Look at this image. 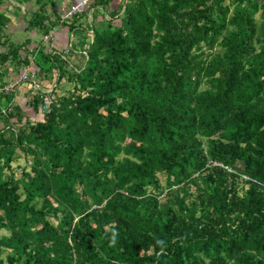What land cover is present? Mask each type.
<instances>
[{"label":"trees","instance_id":"16d2710c","mask_svg":"<svg viewBox=\"0 0 264 264\" xmlns=\"http://www.w3.org/2000/svg\"><path fill=\"white\" fill-rule=\"evenodd\" d=\"M111 1L0 0V264H264V0ZM27 67L35 119L4 88Z\"/></svg>","mask_w":264,"mask_h":264},{"label":"rangeland","instance_id":"374dc122","mask_svg":"<svg viewBox=\"0 0 264 264\" xmlns=\"http://www.w3.org/2000/svg\"><path fill=\"white\" fill-rule=\"evenodd\" d=\"M32 1H33V3L26 2V5H28V6H35L34 0H32ZM55 1H56V4L54 6H52V7L55 8V9H57L58 10L57 13L59 15H61V16H67L66 14L68 13L69 8H71L70 7L71 4L75 3V0H68V1L67 0H55ZM119 3H121L120 0H112L111 1V7L117 8V7L120 6ZM49 8L50 7L47 6V9L48 10H49ZM66 10H67V13H65ZM88 13H89L88 16H89L90 19H93V17L96 16L95 19H94V22L97 23V24L101 23V20L103 19V16L106 17V18H109V16L106 15V14L105 15H101V12L96 11V10L94 11V8L93 9L92 8H89ZM7 14L12 19V22L10 23L11 24L10 27L12 29H15V27L21 28V29H17L15 31V34H14V38L15 39H17V40H23L26 37H29L30 38V42H31V46H33L35 44L38 45V44H41L42 43V45H44L43 46L44 50L47 49V50H52L53 52L54 51L55 52H62V54L66 55L65 57H67V59H69L71 61V59L69 58L70 55H68L69 52L68 53H64V51L65 50H68L70 48L71 41H72V36L73 35L70 34L71 36H68V38H70V41H69L70 46L69 45H66L65 46L64 44H66L67 40H66L65 43H56V42H54V38L53 37H49V39H46V37H43L42 33L38 32L37 30H35V31H28L26 29H23V27L25 26V20H22V15L21 14L20 15L14 14L12 11H8ZM256 18H257V21L260 22L259 14L256 15ZM119 21H120V19L117 18V17L113 19V23L114 24H118ZM53 31L55 32L56 30L53 29ZM90 34H91V32H90ZM90 37H92V34H91ZM61 44H63V45H61ZM74 44H75V42H74ZM78 59L81 60V56ZM24 69L25 68H22L20 70H19V68L16 69V70L15 69L14 70L12 69L10 72L15 71V74L12 73L13 75L10 78H8V82H11L12 80L16 79L19 76L20 72L23 71ZM26 69L32 70L34 68L33 67H27ZM35 70L37 71V78H36V80H37V82H39V85H40V87H38V88H41L46 94H48V93L51 94L52 93V89H53V87L55 85L54 80L53 81L52 80L50 81V80L47 79L45 81H42L43 79H45V78H43L42 73H40V71L37 70V69H35ZM30 83L34 85V82H32V81H24V83L19 84V86L20 85H22V86L20 87V89H18L19 88V86H18L17 90L15 91L16 92V96H15L14 102L16 100H19V98L21 97V95L23 93L24 94L22 96H24V95L27 96L28 95V91L27 90H24V87L23 86H28L27 84H30ZM63 86L68 87V83L65 82L63 84ZM30 88L32 90H34V89L37 90L38 89V88H35V87L31 86V85H30ZM20 90L22 92L20 93V95H18V93H19ZM22 103L23 102H18V104L17 103L16 104L18 105L19 108H21L23 110L31 111L27 107L23 108L22 107L23 106ZM17 164H21V165L27 164V158H25L23 156V154H21V156L19 157V159L17 160V162H14L13 163V165H12L13 168L16 167ZM163 182H164V180L162 181V183ZM4 234H7V231L6 230H1L0 231V236H2Z\"/></svg>","mask_w":264,"mask_h":264},{"label":"built area","instance_id":"2783aa9c","mask_svg":"<svg viewBox=\"0 0 264 264\" xmlns=\"http://www.w3.org/2000/svg\"><path fill=\"white\" fill-rule=\"evenodd\" d=\"M87 2L88 0H80L78 1L76 4H74L69 10L68 13L66 14L68 16H72V14L74 12L77 11H81L82 9H85L87 6ZM55 32L53 30L49 31L47 34H45L43 37H46V39H49V37H53L54 38ZM71 47V46H70ZM69 50V49H68ZM65 50L64 53H68L69 51ZM64 58L66 55H64ZM37 78V71L35 69L29 70V69H24L23 71L20 72L19 76L12 80L11 82H8L7 84H5L4 88L6 90H14L16 91L19 84L24 83V81H32L34 82V85L31 84L33 87L38 88L40 87L39 82H37L36 80ZM38 90L43 91L41 88H38ZM50 91V90H49ZM44 92V91H43ZM45 93V92H44ZM52 102V95L51 94H46L43 97V103L41 106V113L45 114L46 112H48L50 110V104Z\"/></svg>","mask_w":264,"mask_h":264},{"label":"crops","instance_id":"0c3cea01","mask_svg":"<svg viewBox=\"0 0 264 264\" xmlns=\"http://www.w3.org/2000/svg\"><path fill=\"white\" fill-rule=\"evenodd\" d=\"M68 1V0H67ZM78 1H80V0H75V3H73V4H71V6L70 7H72L74 4H76ZM70 9V8H69ZM68 10V9H67ZM67 10H66V12L65 13H67ZM89 14V13H88ZM63 17H65V16H63ZM56 31H55V36H54V42H56V43H65L66 42V40H67V42H66V44H64L65 46L66 45H69L70 46V43H69V41H70V38H68V36H71V35H73L72 36V41H71V47H73L74 45V42H75V45H76V43H77V41H78V35L76 34V33H70V31H69V26L68 25H63L62 23L60 24V25H58L57 27H55L54 28ZM35 33V32H34ZM71 34V35H70ZM75 39V40H74ZM61 45H63V44H61ZM71 47H70V49H71ZM76 48L78 49L79 47L78 46H76ZM55 52V51H54ZM84 52V51H83ZM76 54V53H75ZM69 58L71 59V61H73V62H77V61H79L78 60V57H76V61H75V58H74V56H69ZM14 78V77H13ZM12 78V79H13ZM11 79V80H12ZM45 80H47V79H43L42 81H45ZM10 81V80H9ZM8 83V82H7ZM28 86H23L24 87V90H27L28 91V97L26 96V95H24V96H22L21 95V97L19 98V100H16L15 102H14V106L15 107H17V108H19L18 107V102H23L22 104H23V108H25V107H27V108H31L30 106H29V95H31V92L32 91H34V90H32L31 88H30V85L31 84H27ZM22 85H20L19 86V88L18 89H20V87H21ZM32 86V85H31ZM22 91L20 90L19 91V93H18V95H20V93H21ZM17 103V104H16ZM21 109V108H20ZM31 111H28V110H23L26 114H30V116H29V118L30 119H35V118H38L39 117V115H38V112L37 111H34L32 108L30 109ZM41 113V112H40ZM39 113V114H40ZM42 114V113H41ZM42 116H43V114H42Z\"/></svg>","mask_w":264,"mask_h":264}]
</instances>
